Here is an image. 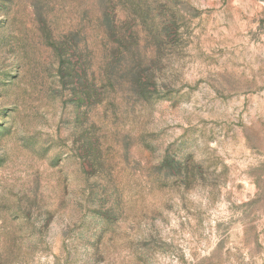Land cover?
I'll list each match as a JSON object with an SVG mask.
<instances>
[{
	"label": "rangeland",
	"instance_id": "1",
	"mask_svg": "<svg viewBox=\"0 0 264 264\" xmlns=\"http://www.w3.org/2000/svg\"><path fill=\"white\" fill-rule=\"evenodd\" d=\"M0 264H264V0H0Z\"/></svg>",
	"mask_w": 264,
	"mask_h": 264
}]
</instances>
